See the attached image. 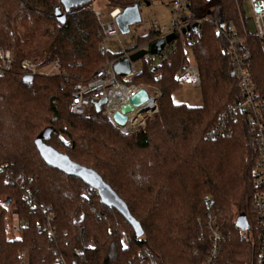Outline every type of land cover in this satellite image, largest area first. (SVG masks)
<instances>
[{
	"label": "trees",
	"instance_id": "trees-1",
	"mask_svg": "<svg viewBox=\"0 0 264 264\" xmlns=\"http://www.w3.org/2000/svg\"><path fill=\"white\" fill-rule=\"evenodd\" d=\"M142 2L147 0H107L111 11ZM241 5L237 0H187L183 20L191 27L201 21L187 45L200 71L202 104L174 100L186 57L179 39L176 51L160 59V80L151 67L156 57L145 60L143 73L132 80L161 89L160 114L143 131L125 134L103 112L86 118L72 114L74 84L120 55H102L99 24L89 4L72 9L60 25L55 17L57 8L65 12L60 0H0V49L16 54L13 70L0 78V264H21L24 251L28 264H58V256L67 264H201L208 248L206 199L232 225L240 215L252 222L256 139L246 113L237 108L241 87L226 42L205 21L240 26ZM160 36L151 27L136 46ZM248 38L252 80L264 99V42ZM45 56L47 62L60 60L68 83L45 73L24 81L21 61ZM47 129L52 132L44 143L96 171L140 223L142 238L80 179L45 164L35 142ZM213 129L222 132L212 137ZM8 200L16 211L12 219ZM13 223L21 227L17 234ZM122 232L131 238L129 249ZM85 241L91 246L84 255L75 254Z\"/></svg>",
	"mask_w": 264,
	"mask_h": 264
},
{
	"label": "built area",
	"instance_id": "built-area-1",
	"mask_svg": "<svg viewBox=\"0 0 264 264\" xmlns=\"http://www.w3.org/2000/svg\"><path fill=\"white\" fill-rule=\"evenodd\" d=\"M237 1L242 3V10L240 7V26L227 22L221 24L210 18H206L205 21L211 22L215 28V33L226 42V51L234 64L233 74L239 83V87H241L242 100L238 103L237 108L246 113L250 130L256 139L259 157L253 168V218L252 222L247 220L249 224L248 230L245 231L239 228V233H237L232 229V223L223 218V214L213 205V201L206 199L205 205L207 208L205 217H203V224L208 237L206 239L208 248L205 260L201 264H264V99L258 98L257 87L252 80L249 61L250 52L248 49V37H254L264 42V0ZM144 3L142 2L140 5L143 7L145 6ZM172 5L173 19L170 28L165 30L158 26L156 22L151 27L161 34L157 41L170 34L177 36L174 42L166 46L162 52L163 57H165V52L176 51V45L174 44L180 39L186 57L185 62H183L177 73V83L181 87L187 86L190 90L200 89V71L193 53L187 45L193 29L190 23L183 20L184 14L189 12L187 0H173ZM89 8L92 9L99 24V34L102 37L100 45L102 55L108 54L107 44L109 42L123 48L124 44L121 42L122 39H120L121 33L115 21L122 10H112L109 19H104L101 11L94 8L92 0L89 3ZM246 10L250 12L251 16L249 18L246 17ZM200 22L197 21L196 23L199 25ZM149 28L145 29L143 33ZM189 28H191L190 31L188 30ZM196 30H200L199 26ZM151 44L149 43L145 47L132 46L129 49H123L118 53L120 55L117 58H113L100 69L98 68L91 78L77 81L73 88L72 114L77 117H89L97 111L96 103L106 100V104L102 106V112L114 128L125 134L143 131L147 127V122L159 114V100L162 97V91L156 85L146 86L131 83L133 79L143 73L142 69H144V62L147 56L131 63L130 74L125 77H120L116 73L115 65L140 50L148 49ZM163 57L159 58V60H162ZM149 58L153 57L149 56ZM161 60L154 61L151 64L153 71L156 72V80H160L163 76V72L160 69ZM15 61L16 54L12 49H0V78L5 77L13 70ZM20 68L24 77H35L39 73H45L48 77L60 76L63 80V85L70 81L57 57L50 62H47V56L43 58H28L21 61ZM142 89L146 90L150 99L144 105L134 108V110L140 109L136 114L132 115V113H135L134 111L126 114L128 118L126 127H119L114 121L115 114L121 113L122 108L129 105L131 99ZM220 131L222 132L220 129H213L210 135L215 137ZM26 197L31 200L29 193H26ZM11 230L17 234L21 227L13 223ZM49 233L51 238L54 237L55 232L52 228H50ZM121 238L124 247L131 248L130 236L122 232ZM200 238L203 240L205 234H202ZM90 246V242L85 241L82 247L74 248V253L84 255L86 248ZM194 254H199V250H195ZM140 256H143V254H140ZM19 259L21 264H28V252H21ZM57 263L67 264L62 256H58ZM149 264L155 263L150 262Z\"/></svg>",
	"mask_w": 264,
	"mask_h": 264
},
{
	"label": "water",
	"instance_id": "water-1",
	"mask_svg": "<svg viewBox=\"0 0 264 264\" xmlns=\"http://www.w3.org/2000/svg\"><path fill=\"white\" fill-rule=\"evenodd\" d=\"M91 0H60L61 5L64 7L65 12H62L57 8L56 10V20L60 25H65L67 23V14L74 8H78L90 3ZM145 6H149V2L144 3ZM142 5L136 4L132 7H128L116 17V24L122 35H128L130 33V28L132 26L138 25L142 22ZM198 24H194L193 30L198 28ZM191 28L188 30L190 31ZM186 33V32H185ZM177 36L175 34H170L165 38H162L154 43H152L148 49L140 50L132 54L129 58H124L115 65V71L120 77H125L130 74L131 63L137 62L138 60L145 58L146 56L162 58V52L168 44H171L176 40ZM50 50H47L49 52ZM234 76V74H233ZM34 77L27 76L24 81L32 82ZM150 98L145 89L140 90L130 101V104L122 108L121 113H116L114 116V121L119 127H126L128 118L126 114L134 111V108L144 105ZM106 104V100L99 101L96 103V113L100 114L102 112V106ZM51 129H47L41 137H38L35 144L37 150L47 166L55 168L67 176L75 177L80 179L84 184L93 189L100 197L101 203H103L107 208H112L118 211L127 222L132 226L137 239L144 236L143 228L140 223L131 215L128 206L120 198L117 193L111 188L108 183H106L102 177L93 169L80 166L79 164L73 162L67 155H64L56 151L51 146L44 143V140L49 138ZM11 203L10 200L6 202V205ZM236 225L242 230H248L249 224L247 217L245 215H240L237 219Z\"/></svg>",
	"mask_w": 264,
	"mask_h": 264
},
{
	"label": "rangeland",
	"instance_id": "rangeland-1",
	"mask_svg": "<svg viewBox=\"0 0 264 264\" xmlns=\"http://www.w3.org/2000/svg\"><path fill=\"white\" fill-rule=\"evenodd\" d=\"M173 0H147L150 3L149 6H143L141 16L142 22L138 25L132 26L131 31L128 35H121V42L124 44L123 48H120L116 44L109 42L107 44V50L112 53H120L123 49H129L132 46L138 44V37L143 34L144 30L151 27L153 23H157L158 26L168 30L170 28L172 19H173ZM93 6L95 9L101 11L104 19H109L111 14V8L109 7L107 0H92ZM247 8V7H246ZM250 12L246 10V17L249 18ZM42 58V57H40ZM151 59L149 56L145 60ZM155 61H159V58L156 57ZM142 66V64H141ZM174 100L177 103H183L191 106H200L202 104V96L200 89L190 90L187 86H183L181 90L174 94ZM160 114V109H159ZM154 116L153 119L147 122V125L150 121L156 119L159 115ZM146 129V128H145ZM9 214L12 219V216L16 212L13 208V203L8 205ZM14 210V211H13ZM236 220V219H235ZM235 220L233 221L232 229L239 233V228L237 227ZM13 225V224H12ZM11 225V226H12ZM127 234V233H126Z\"/></svg>",
	"mask_w": 264,
	"mask_h": 264
},
{
	"label": "bare ground",
	"instance_id": "bare-ground-1",
	"mask_svg": "<svg viewBox=\"0 0 264 264\" xmlns=\"http://www.w3.org/2000/svg\"><path fill=\"white\" fill-rule=\"evenodd\" d=\"M139 110H140L139 108H137L136 110H134L135 113H132V115L136 114ZM132 115H130V116H132Z\"/></svg>",
	"mask_w": 264,
	"mask_h": 264
}]
</instances>
